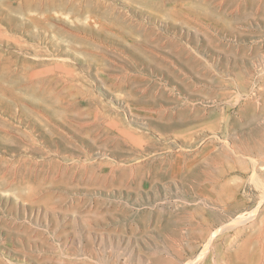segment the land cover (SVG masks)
Wrapping results in <instances>:
<instances>
[{
  "label": "rangeland",
  "instance_id": "374dc122",
  "mask_svg": "<svg viewBox=\"0 0 264 264\" xmlns=\"http://www.w3.org/2000/svg\"><path fill=\"white\" fill-rule=\"evenodd\" d=\"M263 186L264 0H0V264H264Z\"/></svg>",
  "mask_w": 264,
  "mask_h": 264
},
{
  "label": "bare ground",
  "instance_id": "6f19581e",
  "mask_svg": "<svg viewBox=\"0 0 264 264\" xmlns=\"http://www.w3.org/2000/svg\"><path fill=\"white\" fill-rule=\"evenodd\" d=\"M255 183L260 185V181H259L258 179H255ZM261 185H262V183H261ZM263 187H264V186H263ZM261 189H262V188H261ZM238 219H239V218H238ZM238 219H237V220H238ZM238 222H242L241 217H240V219H239ZM235 223H237V221H236ZM235 223H234V224H235ZM217 232H218V235H219V231H217ZM217 232H216V233H217ZM216 233H214V234L212 235L211 240L213 239V237L215 238V235H217ZM209 238H210V237H209ZM207 243H208V242H207ZM210 243H211V241H210L207 245H210ZM209 247H210V246H209ZM207 249H208V248H207ZM207 249H206V248L204 249V250H205L204 254L206 253V250H207ZM203 257H204V256H202L201 259H202ZM193 262H194V261H193ZM195 262H196V261H195ZM191 263H192V262H191ZM191 263H190V264H191Z\"/></svg>",
  "mask_w": 264,
  "mask_h": 264
}]
</instances>
